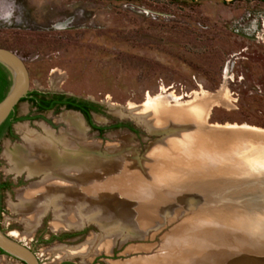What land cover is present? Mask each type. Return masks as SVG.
<instances>
[{
  "label": "rangeland",
  "instance_id": "rangeland-1",
  "mask_svg": "<svg viewBox=\"0 0 264 264\" xmlns=\"http://www.w3.org/2000/svg\"><path fill=\"white\" fill-rule=\"evenodd\" d=\"M0 47L21 58L29 86L96 105L91 122L105 129L103 133L80 118L86 142L98 145L102 155L107 148L113 150L106 159L125 154L139 168L147 155L154 158L151 152L156 149L151 146L159 137L146 131L125 108L159 93H171L185 103L197 97L195 103L209 107L207 118L206 113L201 118L209 125L264 129V0H0ZM214 102L217 107L211 106ZM67 113L72 112H47L55 135L67 130L60 121ZM17 116L22 120L13 125V137L3 136L0 142V183L10 185L1 193L0 229L29 248L39 264H163L164 246L172 234L186 230V217L194 211L216 212L198 205L184 206L182 216L178 208L167 210L162 220L156 219L160 225L149 222L143 233L126 228L110 247L87 257L64 256L66 250L88 251L89 242L107 232L92 221L78 229L53 230L54 217L48 210L24 234L28 216L11 208L18 202L24 172L11 171L5 151L23 145L19 129L40 133L45 118L36 117L27 102L17 106ZM119 124L128 128H115ZM166 162L176 178L197 173L181 170L174 160ZM39 179L28 178L27 188ZM212 194L215 202L229 205L230 210L260 209L245 190L217 185L206 190V195ZM227 209L218 211L230 218ZM211 225L198 223L192 229ZM234 234L224 239L240 243ZM0 264L23 263L0 254Z\"/></svg>",
  "mask_w": 264,
  "mask_h": 264
},
{
  "label": "bare ground",
  "instance_id": "bare-ground-1",
  "mask_svg": "<svg viewBox=\"0 0 264 264\" xmlns=\"http://www.w3.org/2000/svg\"><path fill=\"white\" fill-rule=\"evenodd\" d=\"M197 99L185 103L171 93H159L146 97L141 105L129 103L126 106L125 112L149 130L167 133L164 137L167 144L160 140L153 143L151 147L156 151L151 154H155L154 158L147 155L139 168L134 167L133 161L125 154H118L113 160L106 159L113 150L107 148V153L102 155L98 145L86 142L80 116L74 113L62 115L60 121L67 125V130L59 135L50 130L36 167L28 172V178L40 179L27 188L26 211L20 192L17 193V204L11 206L13 212L28 216L24 234L30 233L48 210L53 213V230L78 229L86 221H92L107 234L90 241L88 251L80 248L63 252L67 257H87L92 251L110 247L126 228L138 234L143 233L149 222L159 224L156 219L161 218L164 211L178 208V216H182L185 211L178 200L182 193L174 191L188 188L189 193H193L200 190L208 182L203 181L204 178L212 176L210 169L216 165L215 155L200 158L197 151H186L188 142L203 135L196 129L208 113L209 107L205 103H195ZM211 106L217 107L218 104L214 102ZM204 113L205 119L202 120ZM175 125H197V128L172 129ZM212 127L210 133L221 142H217L214 149L229 148L234 153V158L230 156L227 161L221 158L222 164L227 162L245 170L264 165V129L228 123ZM19 131L23 134V145L5 151L13 173L25 171L40 134L25 128ZM204 136L200 139L205 140ZM168 158L176 161L181 170L197 173L174 177L166 162ZM192 213L183 221L186 230L172 234L164 246L166 257L163 264H248L242 256L249 250L224 239L232 227L222 220L220 212L202 210ZM198 223L212 225L193 230ZM234 236L239 237L237 232Z\"/></svg>",
  "mask_w": 264,
  "mask_h": 264
},
{
  "label": "water",
  "instance_id": "water-1",
  "mask_svg": "<svg viewBox=\"0 0 264 264\" xmlns=\"http://www.w3.org/2000/svg\"><path fill=\"white\" fill-rule=\"evenodd\" d=\"M0 66H2L8 73V79L10 81L8 91L2 101H0L1 126L7 120V118L15 112V109L21 103V100L27 97L29 91L34 92L38 90L36 87L29 86V77L26 66L21 60V58L17 56L14 52L0 47ZM66 95L71 96L69 94ZM67 112H72L81 116L79 113L74 111ZM43 116L45 118V122L41 129L37 142L34 146V149L20 181V184L18 186L25 207V211L28 172L34 167H36L52 126L47 112L44 113ZM138 124L143 126L144 129H146V131H148L152 135L159 137L157 139L158 141L160 140L163 143L166 142V140H164V137H166L167 133H165L163 130H160L159 132H153L141 123L138 122ZM198 126L199 127L196 130L202 132L203 135H205V140L200 139L203 135L199 136V138H193V140L186 144V147H188V150L186 151H197L198 153H200V158L204 157V155H215L216 160L214 161L216 165L210 169L212 176H206L204 178L203 181L207 180L208 182H206V184L203 185L200 190H197L193 193H189L188 188L184 189L183 191H174L175 193H182V196H180V198L178 199L179 204H182L183 207H187L189 205L195 207L197 205L207 206L211 210H215L216 212L218 211V209L221 208L227 209L229 205L219 204V202H215L214 198L216 194H212V196L206 195V190L208 189V187L222 185L224 187H227L228 189L245 190L246 192L252 194L255 197V201L258 204V207H260V209L264 208V165H257L251 169L245 170L243 168H240L239 166L232 167L228 165L227 162L222 164V160L227 161L229 160L230 156L234 158V153L229 148L226 150L214 149V145H217V142L221 144V142L219 141V139H217V137L214 138L210 133L211 130L214 129L212 125L207 124L204 120L202 124ZM174 127L175 128L172 129L188 128L195 130V128H197V125H175ZM216 130L221 132L236 131L235 129ZM243 132L246 133L247 131ZM166 144L167 143H165V145ZM180 156L181 155H179V157ZM221 158L223 159L221 160ZM200 181H202V179ZM199 192L200 195H198ZM177 197L179 196L177 195ZM208 203L212 204L208 205ZM228 209L227 211L229 212V214H232L230 215V218L228 216L225 217L220 211H218V213L220 212L222 220L225 219V221H227L229 225L231 224L230 226L232 228L236 227L235 229L239 236L236 237V240H239L240 243L238 244L240 245V247H244L249 250V253H247V255H241L242 260L248 264H264V212L259 211L260 209H257V211L253 209L249 210L244 208L243 211H240L241 208L236 211L230 210V208ZM233 223L235 224L233 225ZM247 226L250 228V230L248 229V231H246L245 229ZM229 231V233L231 234V230ZM260 234L261 236H259ZM239 238L243 239V241ZM244 239L247 240V243L244 242ZM0 252H2L5 256L11 257L13 259H16L17 261L22 262L23 264H39L37 257L29 248L15 241L12 237H10V234H4L1 229Z\"/></svg>",
  "mask_w": 264,
  "mask_h": 264
},
{
  "label": "flooded vegetation",
  "instance_id": "flooded-vegetation-1",
  "mask_svg": "<svg viewBox=\"0 0 264 264\" xmlns=\"http://www.w3.org/2000/svg\"><path fill=\"white\" fill-rule=\"evenodd\" d=\"M34 92H36L37 95H31L32 92H29V94L26 97V100L23 101V102H27L28 106H30L31 109L36 113V117H40L42 114H44L46 112L74 111V112L79 113L84 118V116L79 111H75L73 109H69L68 106L70 104H72V102H70V99H72V98L75 99V103H73V105H75L76 103H84V102H88V101H85V100H82V99H79V98H75V97H72V96H68V95H66L64 93H50V92L45 93V92H38V91H34ZM30 100H34V101L31 102ZM35 102L42 103L43 104L42 106H45V107L48 106L49 104H53V107L51 109H49V110L40 111L37 107L33 106V104ZM89 103H91V102H89ZM92 113H93V111L89 112L90 117H91ZM17 119H19V118L17 116V108H16L14 114L12 115V117L10 119L11 124L9 126V129L4 131L2 137L0 138V142H1V139L3 138V136H6L8 138H12L13 137V125L16 124L17 122H19V121H16ZM28 120L32 121L31 117ZM84 120H85V118H84ZM87 125L89 126L88 123H87ZM3 184H6L7 187H5L4 189L0 190V199H1V193L3 191H6L9 188V186H10L6 182H3Z\"/></svg>",
  "mask_w": 264,
  "mask_h": 264
},
{
  "label": "trees",
  "instance_id": "trees-1",
  "mask_svg": "<svg viewBox=\"0 0 264 264\" xmlns=\"http://www.w3.org/2000/svg\"><path fill=\"white\" fill-rule=\"evenodd\" d=\"M8 73L6 72V70L0 66V101H2V99L4 98V96L6 95L7 91H8V88L10 86V81L8 79ZM29 94V93H28ZM31 95H37L36 92H32ZM25 99H22L21 102L25 101ZM31 102L34 101V100H30ZM70 102H72V104H70L68 107L69 109H73L75 111H79L85 118L86 122L89 124V126L95 130V131H98L99 133H103L105 131V129H102V128H98L96 126H94L91 122V117H90V114L89 112L90 111H93V112H96V105L95 104H92V103H89V102H84V103H76L75 105H73V103H75V99H70ZM43 104L42 103H38V102H35L33 104V106L37 107L40 111H43V110H49L53 107V104H49L48 106H42ZM14 114V113H13ZM11 114L7 120L0 126V138L2 137L3 133L5 130H8L9 129V126L11 124L10 122V119L12 117ZM22 118H19L17 119L16 121H21ZM128 128V126H125V125H122V124H119L117 126H115V128ZM5 187H7L6 184H3L1 183L0 184V190L1 189H4ZM1 254H3L2 252H0Z\"/></svg>",
  "mask_w": 264,
  "mask_h": 264
},
{
  "label": "built area",
  "instance_id": "built-area-1",
  "mask_svg": "<svg viewBox=\"0 0 264 264\" xmlns=\"http://www.w3.org/2000/svg\"><path fill=\"white\" fill-rule=\"evenodd\" d=\"M226 73H227V70L224 71V75H226Z\"/></svg>",
  "mask_w": 264,
  "mask_h": 264
}]
</instances>
